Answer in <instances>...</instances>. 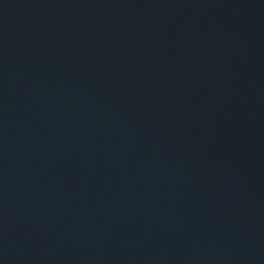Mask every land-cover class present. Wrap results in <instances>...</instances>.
I'll return each instance as SVG.
<instances>
[{"label": "water", "instance_id": "obj_1", "mask_svg": "<svg viewBox=\"0 0 264 264\" xmlns=\"http://www.w3.org/2000/svg\"><path fill=\"white\" fill-rule=\"evenodd\" d=\"M0 264H264V0H0Z\"/></svg>", "mask_w": 264, "mask_h": 264}]
</instances>
